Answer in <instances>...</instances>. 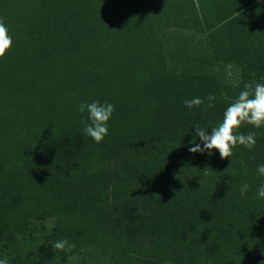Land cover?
Segmentation results:
<instances>
[{
  "label": "trees",
  "instance_id": "trees-1",
  "mask_svg": "<svg viewBox=\"0 0 264 264\" xmlns=\"http://www.w3.org/2000/svg\"><path fill=\"white\" fill-rule=\"evenodd\" d=\"M0 18L13 39L0 59V259L76 264L72 251L87 239L114 250L112 264H264V203L262 224L235 229L231 219L232 234L215 236L225 216L255 206L264 128L242 126L258 133L256 146L238 145L229 159L189 151L200 143L196 124L210 132L244 83H264V0H0ZM209 94L212 108L184 104ZM93 101L114 105L105 137L112 155L95 152L83 132L87 112L78 106ZM75 138L64 169L57 144ZM122 150L126 164L116 161ZM135 153L174 186L148 189L154 204L139 215L130 207L139 193ZM210 173L216 182L204 184ZM51 216L44 253L38 234ZM61 239L75 247L55 250Z\"/></svg>",
  "mask_w": 264,
  "mask_h": 264
},
{
  "label": "clouds",
  "instance_id": "clouds-1",
  "mask_svg": "<svg viewBox=\"0 0 264 264\" xmlns=\"http://www.w3.org/2000/svg\"><path fill=\"white\" fill-rule=\"evenodd\" d=\"M13 47V39L9 34V29L3 18H0V59L6 58L7 53ZM253 76L255 73L252 74ZM216 100L214 94H209L204 98L195 97L187 99L184 104L187 108L200 107L207 102V108L214 107ZM81 113L87 112V119L82 120L83 132L97 144L101 143L108 135V122L110 121L114 105L111 103H81L78 106ZM250 125L256 129L264 128V83H244L243 90L227 106L223 113L222 120L214 127L207 125H195V137L189 147L193 154H213V150L219 152L221 159H229L233 155V149L238 145L251 151L256 146V136L258 133L250 132L247 135L240 133V128ZM257 173L264 177V164L257 166ZM250 185L243 183L239 189L240 196L245 197ZM257 198L264 199V185L257 189ZM75 247L67 239L57 240L53 243V248L58 251H71ZM0 264H9L7 258L0 259Z\"/></svg>",
  "mask_w": 264,
  "mask_h": 264
},
{
  "label": "rangeland",
  "instance_id": "rangeland-1",
  "mask_svg": "<svg viewBox=\"0 0 264 264\" xmlns=\"http://www.w3.org/2000/svg\"><path fill=\"white\" fill-rule=\"evenodd\" d=\"M43 132L44 133L42 135H43V138H44V137H49L50 134H48V133H50L51 131L46 132V130H45ZM79 139H80V137L78 138V140ZM71 142H74L76 144H79V143H77L76 138H75V140H72V141L70 139L69 140L68 139L64 140L63 143L57 144V147L56 148L58 149L57 150L58 153H57L56 156L59 157V158H61V159H64V157H66L68 155L69 150L72 149L71 148V145H74V146L76 145V144L71 143ZM91 144H93L94 147L96 146V151L95 152H98L100 155H103V153L106 154L107 152L110 155L113 154V151L114 150H110L109 149V147H114L115 146V144L112 141H109L108 142L104 138V140L101 143H99V144H97L96 142H94V140H92V143ZM60 145H62V146H60ZM47 147L49 148V146H47ZM107 149H109V150H107ZM127 151H129V150H127ZM129 152H131V151H129ZM125 155L126 154L122 150L121 153L117 154L116 161H119V163H122V162L125 161V164H126L127 163V160L125 159ZM133 156H135V157L139 156L138 161H136L135 164L132 165V167H136V165H138L136 172H138L139 175H138V173L135 174L136 175L135 177L137 179V182H136L137 186L135 188H137V187L139 188V193L137 194L136 197L134 196L133 198H131V203L134 204L135 206L134 205H131L130 207H131L132 211H136L135 214H138L139 215V214H141L144 211L145 208H150L146 204L153 203L151 201L150 197H152L154 195V193L151 192V195H147V193L149 192L148 189L154 188V190L157 189L159 192H160V189H165L166 191H169V189L171 187L174 189V186H173V183L172 182L170 183L168 181L169 176H170L169 175L170 174L169 172H165V173L161 172L162 174H166L168 176V178L167 177L164 178V176H162V174L157 169H153L152 166H148L147 165V163L150 162V160H148V158H146L147 155L145 156L144 154L141 155V153H137V154L135 153V154H133ZM165 156H166V158H168L167 155H165ZM162 157H164V156H162ZM60 161H58V162L60 163ZM63 162H64L65 165L62 166V167H64V169H65V167L68 169V167L66 165L68 163L66 162L65 159H64ZM132 170H133V168H132ZM232 173H233L234 176L237 175L236 171H234ZM156 174H158L157 177H154ZM211 174H212V178L213 179H211V178L209 179L208 178V175H204L203 176L204 179H205V180L203 179V183L204 184H207V183L211 184V183H213L215 181L214 180V173H210V176H211ZM239 175H238V177H239ZM254 176H256V179H258L259 177H261V179L264 181V177L260 176L258 173H255ZM141 179H143L145 181H142ZM239 179L241 180L243 178H241V176H240ZM238 183L239 182H237V184ZM252 184L253 183H251L250 196L253 198V200H254L253 202H255V206H250V208L243 209L241 216L240 215L239 216H237V215H230V216H225L224 217V220L222 221V223H220V224L217 225V229L218 230H216V232H215V236L217 238H222L221 242L225 240V236H227V234H232L231 231L233 232V227L229 224V222H230L231 219H235L234 220L235 221V224L237 223V225L235 226V229L239 226V224L242 225V226L245 225V224H247L249 226H254V227H256V224H262V222L259 223V220H258V216H261V215H259L260 214V207L258 205H259V203H264V199H258L257 198V195H256L257 194V189L260 186L259 185H256V184H253V185ZM135 188H133V189H135ZM144 193H146V195ZM139 201H141V204H140ZM144 202H148V203H144ZM56 220H57L56 219V216L55 217L54 216H51V217L45 218L44 221H43V224H42V231L43 232H42L41 235L38 234V237H40V240H39L40 242L38 244V247L44 253L47 251V247H48L47 245L49 244V240H50L48 238V235H50L48 233V231L51 230V232H52L55 229ZM41 221H39L38 224H40ZM61 228L64 229V231H63L64 232V236L65 237H69L70 234H68L67 225L63 221H61ZM224 234H226V235H224ZM189 235H192V233L191 232L188 233V242H190V240H191L189 238ZM86 240L87 239H85L84 241H82L83 242L84 249L82 247L81 249H78L76 251H72L74 253V255L71 256V258H74L73 261L76 264L78 262L82 261V260H79V259H84L85 262H86V264H112L110 260L112 259V256H113L112 254H113L114 250H111L110 248L101 249V247H97L96 245H94L92 243H89ZM202 240L200 242H203ZM96 242H97V240H96ZM191 242H194V244H195L194 246H196L197 243H198V241H193V240ZM97 243H100V242H97ZM206 244L207 243H205V245ZM210 247L212 248V250H211V248H208V251H210L209 252V255L211 256V254H212V252L214 251L215 248H214L213 245H211ZM154 255L156 256L157 253L155 252ZM162 255H164V253ZM209 255H208V257H209ZM164 259L166 260V257ZM202 260H204V259H202ZM211 261H213V262H211ZM166 262H169V260H166ZM199 262H201V261L195 260L193 264H198ZM234 262L235 261H231V263H228V262H222V263H225V264H234ZM210 263H213V264H222L220 261H217L213 257L210 260ZM210 263H208L207 260H205L202 264H210Z\"/></svg>",
  "mask_w": 264,
  "mask_h": 264
}]
</instances>
